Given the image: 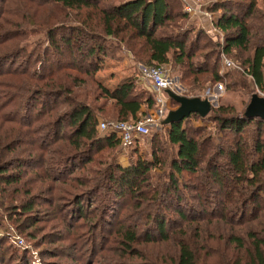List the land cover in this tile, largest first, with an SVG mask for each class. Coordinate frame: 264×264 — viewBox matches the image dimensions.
Instances as JSON below:
<instances>
[{"label":"trees","instance_id":"obj_1","mask_svg":"<svg viewBox=\"0 0 264 264\" xmlns=\"http://www.w3.org/2000/svg\"><path fill=\"white\" fill-rule=\"evenodd\" d=\"M258 1L215 2L223 44L203 47L202 32L183 26L181 0L1 1L0 218L26 233L39 264H264V121L244 116L249 102L162 121L175 155L149 134V158L131 145L124 167L118 134L100 132V121L135 123L156 98L136 75L113 87L97 78L103 60L121 61L125 48L139 65L179 68L192 86L202 79L245 91L251 82L264 96ZM198 50L208 52L194 62ZM221 54L244 72L221 76ZM193 117L215 122L219 142ZM41 223L56 224L39 236ZM4 237L1 264H35Z\"/></svg>","mask_w":264,"mask_h":264},{"label":"rangeland","instance_id":"obj_2","mask_svg":"<svg viewBox=\"0 0 264 264\" xmlns=\"http://www.w3.org/2000/svg\"><path fill=\"white\" fill-rule=\"evenodd\" d=\"M1 1L2 0H0V6H2V9H3L5 8L6 4L4 5ZM217 1L221 2L222 0H181L182 6H183V12L188 14L189 16V20L183 23V26L187 28L190 26H194L195 31L199 30L202 32L203 38H201L199 42L200 47H203L204 44H207V45L209 44L210 46H212V44H220V46L223 44V39H224L223 34L217 31L216 29H214V27H212L211 25V23L213 24V22L216 20L218 13H212L209 11L212 5ZM258 5L260 6V8L264 10V0H259ZM185 8L188 10L191 9V11L193 12L189 13V11H186ZM29 30H30V27L27 29L26 33ZM33 38L34 37L29 38V39L32 40ZM206 52L208 51L198 50V52H195L194 55H196L197 57H195L194 62H197L198 60L199 61L203 60L202 55L205 54ZM214 54L215 53H212L211 55H214ZM118 57L122 58V60L116 61L110 58H106L103 60L101 64V69L97 75V78L105 86L113 87L121 79L136 75L137 66L139 64L134 63L133 58L130 56V54L127 52L125 48H123L119 52ZM225 57L229 62L232 63L233 66L231 68H226L223 65L222 59L220 57V61L218 63L219 64L218 71L221 76H225V74H229L230 72H235V71L238 74H240L241 72H244L242 67L239 65L238 61L235 58L229 57V56H225ZM209 59H210L209 63L212 64L213 61L215 60V57H210ZM171 66L172 65H167L164 69L170 81V86H171L170 91L173 92L175 95L185 96L189 98H192L194 96H199L201 99L211 98L212 108L209 114L211 113V111H216L220 107H226V106H233L237 110L242 111L245 107V104L249 102L250 97H252V95L257 94L260 97L261 96L264 97L262 93H260L256 88L252 86L251 82L247 86L248 90L246 89L245 91L241 90L240 88L226 90L225 85H224L225 83L212 84L210 81H207L204 83V80L202 81V79L201 81H199L200 85L194 84V86H192L191 79L188 75L184 76V73H182L179 70V68H175ZM166 100L169 101L166 107L168 112L173 111L177 108L175 104L173 105L170 103L169 98ZM157 111H158V106L156 103V106L153 109H151L150 111H147L145 114H139V115H142L140 116V118H143V117L146 118L148 116L155 117V114L157 113ZM168 112H164L163 115H161L158 119H156L155 123L150 128L149 134L152 135L154 133H157V135L163 138L162 139L163 143L166 144L165 146H167L166 149L168 151L167 152L165 150V153L168 156H172V155L174 156L176 148L172 147L170 144L166 142L165 137L167 135V132H166L167 127L165 125H162L161 123L167 117ZM157 115L159 114L157 113ZM112 121L117 122V120H113L112 118H109V119L101 120L100 124L102 122H112ZM190 123L192 124L193 127H201V129L204 128L203 134L206 137L209 136V138H211V140H213L215 143L219 142V139L222 134L217 131L218 126L215 124V122H212L209 119L201 120V119H196L193 117L190 120ZM150 137L147 136L144 138L142 137L138 138L135 144L133 145L132 149L130 150H137L141 158L148 159L150 155L149 154L150 153ZM119 148H120V151L122 152V154H119L121 155L119 162L124 167H128L129 161L127 157L130 155V151L128 149H123L121 147ZM2 215L4 214L2 213ZM2 217L0 218V239L5 236L9 240L10 244L15 247L16 245L14 244L13 241H11L10 236H9V233H10L9 228L13 229L16 232V234L19 235L24 240L26 245L31 248V250H28V252H30L29 254L33 257L35 264H39L40 263L39 253H38V250L34 248L33 246L34 243L26 236V233L20 234V232L16 230L15 226L12 225V222L7 221L5 215L3 218ZM54 224L56 223H47V224L41 223L40 225H38V229L42 231L39 236H41L44 233L50 234V232H53L51 231V226H53ZM216 231L218 232L219 230L215 228L210 231V234L212 236L214 235L218 236ZM53 234H56V233H53ZM211 235H208V238H212ZM63 246L64 244H62L59 248ZM211 246L213 248H216L215 245H211ZM47 248H52V247L47 246ZM154 249L155 251L161 250L160 248H155L152 246L148 248V250L151 251L152 253ZM32 250L34 251L33 254L31 253ZM53 262L54 263L60 262V264H70V261L65 258H59L58 261H53Z\"/></svg>","mask_w":264,"mask_h":264},{"label":"built area","instance_id":"obj_3","mask_svg":"<svg viewBox=\"0 0 264 264\" xmlns=\"http://www.w3.org/2000/svg\"><path fill=\"white\" fill-rule=\"evenodd\" d=\"M186 9V8H185ZM189 13L193 11L186 9ZM213 27V26H212ZM215 29V28H214ZM222 63L226 68H231L233 65L229 62L224 54H221ZM136 77L138 80L146 83L152 89V92L155 95L156 103L158 106V111L155 114V117L148 116L140 118L135 123L128 122H102L99 125L100 132L111 131L113 133H117L120 138L121 148L127 149L131 145H134L136 140L140 137H146L150 133L151 126L155 123L156 119H158L164 112H168L167 105L168 99L167 91L171 90L170 81L167 76V73L164 69L155 67V66H137ZM10 239L14 242L17 247H20L24 250H31L29 246L26 245L24 240L16 234L13 229H10ZM13 231V232H11ZM33 250L31 253L33 254Z\"/></svg>","mask_w":264,"mask_h":264},{"label":"water","instance_id":"obj_4","mask_svg":"<svg viewBox=\"0 0 264 264\" xmlns=\"http://www.w3.org/2000/svg\"><path fill=\"white\" fill-rule=\"evenodd\" d=\"M166 93L169 99L176 102L178 106L175 110L168 112L164 120L165 124L181 122L193 114L205 118L212 108L211 98H189L175 95L171 91H167ZM244 116L248 118L257 117L264 121V97H260L257 94L252 95L244 112Z\"/></svg>","mask_w":264,"mask_h":264},{"label":"crops","instance_id":"obj_5","mask_svg":"<svg viewBox=\"0 0 264 264\" xmlns=\"http://www.w3.org/2000/svg\"><path fill=\"white\" fill-rule=\"evenodd\" d=\"M211 25L213 26L212 23H211ZM211 25H210V26H211ZM137 83H138L139 85H142V86H143V85H146V83L142 82L141 80H138Z\"/></svg>","mask_w":264,"mask_h":264}]
</instances>
